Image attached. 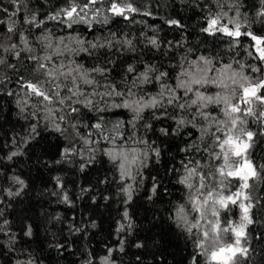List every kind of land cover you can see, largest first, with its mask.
Returning <instances> with one entry per match:
<instances>
[{
  "label": "snow or ice",
  "instance_id": "snow-or-ice-1",
  "mask_svg": "<svg viewBox=\"0 0 264 264\" xmlns=\"http://www.w3.org/2000/svg\"><path fill=\"white\" fill-rule=\"evenodd\" d=\"M9 3L0 0V264L77 254L80 264H264V0ZM178 5L199 18L191 31ZM167 7L160 19L178 38L147 23ZM26 160L41 179L83 175L78 196L60 175L46 193L69 206L87 194L91 214L68 224L75 239L64 228L41 235L29 214L40 201L14 210L36 186ZM97 229L102 254L81 251Z\"/></svg>",
  "mask_w": 264,
  "mask_h": 264
},
{
  "label": "trees",
  "instance_id": "trees-1",
  "mask_svg": "<svg viewBox=\"0 0 264 264\" xmlns=\"http://www.w3.org/2000/svg\"><path fill=\"white\" fill-rule=\"evenodd\" d=\"M162 2H167L168 4H171V0H162ZM2 3L5 7H8L10 11L13 10L12 6L9 3V0H2ZM31 3L32 5H35V0H31ZM144 3L148 6H152L156 3V0H144ZM152 10L154 11L155 15L153 17L147 18V23L159 26L162 30L161 34L162 35L166 34L168 39L178 38L176 37L175 33L170 29H168L163 24V21L160 19V17H166L168 15H172L173 14L172 8L171 7L159 8V9L153 8ZM177 11H179L180 15L184 17V22L190 26L189 31H191V26L197 24L199 18L198 17L192 18L191 11L188 8H184L179 5L177 7ZM137 19L140 20L143 18L137 17ZM142 26L143 25L141 24H137L134 26H130V28L131 30L136 31ZM125 30L127 31L128 28H126ZM13 119H15V116H13ZM6 127H10V126H6ZM51 142L55 144V138H52ZM34 165H35L34 160H26L20 165V168L23 170L24 173V178L28 180V178L31 177L32 180H35L36 186L35 188L30 187L29 189L28 194L32 198L31 201H29L26 197L25 204L14 206V210L17 212L18 215H20L21 209L28 207L30 204L35 203L36 201H40V203L36 204L33 212H30L29 214L35 215L37 217V222L41 224V228H40L41 235L45 234V228H49L53 232H58L60 228H64L65 230L64 235L69 236L70 240L75 239V236L69 235L68 224L73 223L72 220L73 216L77 217L75 223H79V218L81 217V213H85L87 215L91 214L90 207L87 208L85 207V204L88 205L91 204V201L87 199V194L84 199L75 200L74 204L72 206H69V205L58 204L54 197H51L46 193L51 192L53 190L50 177L54 175H60L67 181H76L75 184L69 183L68 189L70 195L78 196L80 186L85 183L83 175L79 174L77 171L47 172L45 170L43 179H41L40 177H38L36 172V167ZM53 167L59 168L60 166L53 165ZM95 179H96V173L92 172L90 176V181L92 183H95ZM44 181H48V183L45 184ZM29 183L31 184V181H29ZM101 211H103V209H101ZM43 213H49L51 215H56L57 213H59L61 216V222L57 223L56 227L53 228L52 225L44 219ZM105 215H107V213H105ZM113 215L115 214L113 213ZM104 228L105 229L108 228V221H105ZM94 231H96L97 233L95 239H91V238L81 239L78 246L80 247L81 251L84 249V247H90V248H95L97 252H101L102 254V249L104 246L103 241L106 238V233L101 232L98 229ZM182 246L183 245L181 244V247ZM33 247L35 246L33 245ZM133 251L136 250L133 249ZM173 251H175V249H173ZM169 259H171V257H169ZM177 259H179V253L177 254ZM125 260H127V257H125ZM71 261H76V264H80L78 254L70 256L67 260L56 259L53 262V264H70ZM45 264H48V262L46 261Z\"/></svg>",
  "mask_w": 264,
  "mask_h": 264
}]
</instances>
